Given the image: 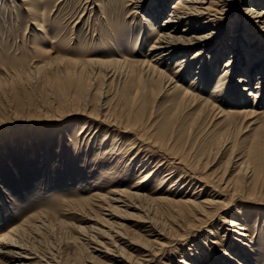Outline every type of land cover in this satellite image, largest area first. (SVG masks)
Wrapping results in <instances>:
<instances>
[{
  "label": "rangeland",
  "instance_id": "obj_1",
  "mask_svg": "<svg viewBox=\"0 0 264 264\" xmlns=\"http://www.w3.org/2000/svg\"><path fill=\"white\" fill-rule=\"evenodd\" d=\"M152 1L0 0V237L11 234L34 263L118 264L108 248L137 264H237L226 253L264 264V89L243 90L264 81L263 31L247 12L264 0H233L218 14L221 56L188 45L156 65L163 73L143 62L157 60L176 0L159 19ZM150 170L148 198L133 199L141 209L118 213L117 226L95 198L132 190ZM194 191L223 202L203 216L181 202ZM109 218L114 226L101 225ZM114 230L125 241L112 244Z\"/></svg>",
  "mask_w": 264,
  "mask_h": 264
},
{
  "label": "bare ground",
  "instance_id": "obj_2",
  "mask_svg": "<svg viewBox=\"0 0 264 264\" xmlns=\"http://www.w3.org/2000/svg\"><path fill=\"white\" fill-rule=\"evenodd\" d=\"M133 1L141 9H144L146 7L145 4L147 3L146 2L147 0H133ZM168 1H170V0H153L152 4H151L152 8L150 10L151 11L150 17H154V18L159 19L161 17V15H163L165 13V9H166L165 7H166V4ZM232 1L233 0H176V2H174L173 10L167 15V17L164 19L163 23L161 24L162 30L159 33V37H158L157 41L155 42V44L152 47L153 51H159L160 54H158L157 60H154L155 63L150 62V61H145V62H143V66L147 70H153V71H156L158 73H163V71H157L156 65L158 63H160L161 61L165 60L166 57H168V59H166V60H172L185 48V46H188V45H192V46L193 45L194 46L195 45H198V46L201 45L202 48L198 49L199 55L205 53V49L209 48L210 49L209 53L216 52L217 57L221 56L222 55L221 51L223 49H225V47H224L225 41H224V36H223L224 32H222V29H224L223 28L224 26L222 23L215 25L214 22L217 20H220V18H218V14H222V12H225V11L231 13V10L228 7L230 6L229 3H231ZM217 4H219V7H220L219 10L216 9ZM247 12L249 14L251 13L252 16H254L256 18V22H258V23H255V24L260 29L262 28L261 31H263V32H262V35H260V37L264 41V9H261V10L258 9L257 10V9H254L253 7H250L249 10H247ZM201 18H203L204 21L202 23H200L199 25H197L198 21ZM184 24L186 25V27L184 30H181V33H180V27ZM260 24H262V27H260ZM206 29H208V30L211 29V30L209 32H206ZM255 40H256V43H258L257 37ZM256 43L255 44L252 43V46L256 45ZM186 59L183 58L182 60L185 62ZM259 63L262 66L264 65V58L263 57L261 58V61H259ZM231 65H232V61L230 63L226 64L225 67L226 68L231 67ZM256 65L257 64L250 62V64L248 65V69L251 70L253 67L256 68L255 67ZM261 70L264 71L263 68H261ZM228 72H230V71H228ZM260 79L264 80V72L261 73ZM172 83L173 84L175 83L173 81V79H172ZM247 84L250 85V83H247ZM246 86L247 85H245L243 87V90H245V91L248 90L249 93L247 95H249V96L254 95L256 98H260L261 91L264 89V81L260 82V85L257 86L256 89L259 88V90H257L256 93L253 92L252 87L247 88ZM173 87L179 88L180 85L176 83ZM244 95L245 94H243V96ZM241 101H242V104H240V105H245L247 103L246 102L247 100H246V98L244 99V97H243V100L241 99ZM222 115H225V113L223 112ZM162 133H163V129L161 131H159L157 134H158V136H160ZM152 143L155 146H158L159 148H161V147L164 149L168 148L167 145L160 144V142L158 140L157 141L154 140V142H152ZM173 155H174L173 158L179 160V162H183V164L184 163L187 164V167H190L192 169V171H194L193 166H191V164L185 158L177 157V154H173ZM169 159H171V158H169ZM178 164H181V163H178ZM184 166H186V165H184ZM155 173H157V172L154 170H150V172L139 183H136L135 185H133L131 187L132 190L120 189L117 191H109L105 195H98L97 198H95V199L104 201V204L106 207L103 206V209L108 208L109 209L108 215H110V217L113 220L115 219V221H113V222L118 223L117 226L122 227L124 225L121 221H119L122 218H121V216L118 215V213L120 214L121 212H126L127 209H135V210L141 209L140 206L137 205L133 201V199L142 200L144 197L148 198L147 195L142 194L140 192L146 187L147 183L152 179V177L155 175ZM169 176H170V174H169ZM205 178H207V176L202 177V179H205ZM226 183H228V182H226ZM199 188H201L200 190L204 189V187L202 185H200ZM218 188L221 190V189L226 188V186L225 187H218ZM196 194H197V192L194 191L193 195L191 197H186L184 199H181V202L184 205H186L187 207H189L191 209H195L197 212L201 213L203 216L210 213L207 210V208H209V207H207L208 204L215 206L213 204L223 202V201H220V199L218 197H214V196H213L214 198H212L210 200L206 198L204 200L198 201L197 200L198 197L194 198L196 196ZM233 196H235V194ZM123 209H125V211ZM109 220H111V219L110 218L108 220L106 219L104 221L105 223H103V224L101 223V225L106 226V227L111 226L112 223L109 222ZM97 222H98V220H97ZM236 225H239V223L234 222L232 224V226H236ZM237 227L240 230H245V228L243 226H237ZM92 229L95 232H97L98 234H99V232H100V235L102 234L101 233L102 228L95 227V225H93ZM103 230H105V229H103ZM110 230H111V228H110ZM13 231H15V229H13L10 233H13ZM114 231H116V230H114ZM105 232H107V231H105ZM238 233H239V235H241V237L243 236V238L247 236V234H245V233H241V232H238ZM13 234L15 235V233H13ZM91 234H92V232H91ZM108 234H110V233H108ZM108 234H106V235L108 236ZM11 236L12 235L8 233V234L4 235L3 237H0V253H3L2 255H4L5 258H7L6 264H14V263L17 264L16 262H18V264H19V262H20V264H37V263H34L33 260H30V259H33V257L31 256L32 253H30L26 248L20 246L16 242H14L11 239ZM114 237L117 238V240H119L121 242H122V240L125 241V239H126L125 234H123L122 232H120L118 230L115 232L114 236L112 235L110 237L112 244H114L113 242H116ZM232 239L234 241H237V242L239 241L240 243L242 242V240H244V239H238L235 236H233ZM156 242L159 243L158 241H156ZM160 245L162 246L163 244H160ZM243 245L247 246L246 243H243ZM104 246H106V245H104ZM100 251L102 253L108 255V256H111L110 259L113 260L114 262H117L118 264H137L136 262L134 263L132 261H129L127 258L124 257V255L121 252L118 253V251H116V250H112L110 252V249L106 248L105 250H100ZM226 255L228 256L229 263H233L234 261H237V264H242V263H240L241 260H237V259L235 260L234 256H232L230 253L229 254L226 253ZM228 259H227V261H228ZM179 262H184L185 264H192L191 262H188L186 260H180ZM48 264H54V263H48Z\"/></svg>",
  "mask_w": 264,
  "mask_h": 264
}]
</instances>
